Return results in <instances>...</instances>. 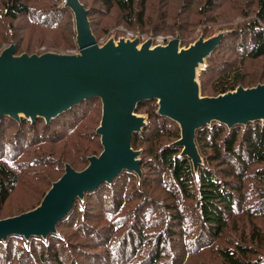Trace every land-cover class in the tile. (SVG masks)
<instances>
[{
  "label": "trees",
  "instance_id": "16d2710c",
  "mask_svg": "<svg viewBox=\"0 0 264 264\" xmlns=\"http://www.w3.org/2000/svg\"><path fill=\"white\" fill-rule=\"evenodd\" d=\"M170 1L81 0L96 37L99 27L141 41L149 33L201 29L209 37L229 30L200 72L204 96L264 83V0H195L193 13L194 1L171 12ZM75 25L66 0H0V50L14 41L18 55L69 53L78 48ZM98 101L85 100L49 123L0 118V218L37 207L65 163L82 170L102 152L101 118L90 115ZM157 109L152 99L136 111L148 114L132 141L142 151V176L124 171L86 193L48 238L1 240L0 264H264V121L198 129L203 162L195 171L174 144L178 123Z\"/></svg>",
  "mask_w": 264,
  "mask_h": 264
},
{
  "label": "water",
  "instance_id": "95a60500",
  "mask_svg": "<svg viewBox=\"0 0 264 264\" xmlns=\"http://www.w3.org/2000/svg\"><path fill=\"white\" fill-rule=\"evenodd\" d=\"M75 15L78 52L16 54L12 42L0 53V118L17 121L44 118L47 123L83 103L100 98L102 118L96 130L103 150L89 157L82 170L65 164L40 204L24 213L0 219V241L11 235L48 238L72 211L77 199L104 183L111 184L124 171L142 176L141 150L133 136L147 125L139 103L156 99L157 113L176 121L181 137L174 144L198 171L203 159L197 130L214 121L232 127L264 121V83L239 86L217 96H203L199 81L207 59L227 31L201 36L181 47L178 34L166 44L154 45L151 35L110 37L100 44L93 33L89 9L81 0H66Z\"/></svg>",
  "mask_w": 264,
  "mask_h": 264
},
{
  "label": "rangeland",
  "instance_id": "374dc122",
  "mask_svg": "<svg viewBox=\"0 0 264 264\" xmlns=\"http://www.w3.org/2000/svg\"><path fill=\"white\" fill-rule=\"evenodd\" d=\"M85 1H87V4L88 5H92V4H94L95 2H93V0H85ZM192 1H194L195 3H194V5L191 7V13H193V8H195L196 6H197V4H198V2H196L195 0H192ZM182 3H183V0H171L170 1V3H169V10H170V12L171 11H173L174 9H176V8H178V7H180V6H182ZM191 16H194L193 14L191 15ZM109 21V23L110 24H112L113 23V21H114V19L113 18H110V19H108ZM75 27H76V25H75ZM119 30H121V31H124V29L122 28V27H119L118 28ZM117 29H115L114 31H110L109 33L108 32H106V31H104L103 29H101L100 27H99V29H98V32H97V34H98V36L99 37H96V38H98V41H99V43L102 45V44H104L110 37H112V36H115L117 39L119 38V37H125V36H127V35H129V33H131L130 31H125V35H123V33H122V35L120 36L117 32ZM219 31H229V30H227V29H218L214 34H216L217 32H219ZM94 33V32H93ZM204 34V36H206V33H205V31L203 30H201V29H197V31L195 30L194 32H189V31H186V32H180V31H178L176 34H173V36L171 35V34H169V35H167V36H164V35H161V34H158L157 36L156 35H153V38H154V45H159L160 44V40L161 39H168V40H170V39H172V38H174L175 36H177L178 34L180 35V39H181V47H188L190 44H192L193 42H195L200 36H201V34ZM213 34V35H214ZM95 35V34H94ZM151 36V33H149V34H147L146 36H144L143 38H142V40L143 39H148L149 37ZM212 36V35H211ZM211 36H209V37H211ZM206 38H208L207 36H206ZM14 42V41H13ZM141 42H144V40L143 41H141ZM10 45V44H9ZM9 45H6L4 48H2L1 50H0V53L2 52V50L3 49H5L6 47H8ZM50 51H53V50H50ZM47 52V51H46ZM53 52H57V51H53ZM75 52H78V48L76 49V50H73V51H71V52H69V53H75ZM28 53V52H27ZM35 53H38V52H35ZM58 53H62V52H58ZM38 54H40V53H38ZM18 55V54H17ZM200 75V74H199ZM199 81H200V79H199ZM201 84V83H200ZM256 86V85H255ZM201 93H202V91H201ZM204 96V95H203ZM208 96H210V95H208ZM100 99V98H99ZM101 103H102V101H101V99H100V101H98V102H96L95 104H93L92 106H91V112H90V115H92V118L91 119H93L94 121H97V120H100V118H102V115H101V112H102V105H101ZM138 113V112H137ZM139 115H144V116H146L147 117V119H148V114H145V113H138ZM90 115H89V117H90ZM101 122V121H100ZM67 163H69V162H67ZM66 164V163H65ZM77 170H79V169H77ZM31 210V209H30ZM0 219H4V218H0ZM259 223L262 225L261 227H262V229L264 230V222L263 221H259ZM244 228L246 229V230H248L249 231V229H250V224L249 223H244Z\"/></svg>",
  "mask_w": 264,
  "mask_h": 264
},
{
  "label": "built area",
  "instance_id": "2783aa9c",
  "mask_svg": "<svg viewBox=\"0 0 264 264\" xmlns=\"http://www.w3.org/2000/svg\"><path fill=\"white\" fill-rule=\"evenodd\" d=\"M135 37L136 36L132 32L129 33V35H128V38H131V39H133ZM159 42H160V44H166L167 43L166 39H161Z\"/></svg>",
  "mask_w": 264,
  "mask_h": 264
}]
</instances>
